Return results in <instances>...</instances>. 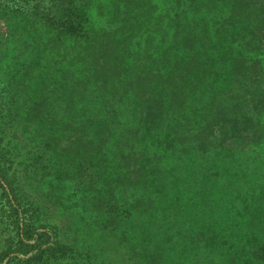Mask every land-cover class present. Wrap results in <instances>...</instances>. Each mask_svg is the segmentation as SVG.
Here are the masks:
<instances>
[{"label": "trees", "instance_id": "16d2710c", "mask_svg": "<svg viewBox=\"0 0 264 264\" xmlns=\"http://www.w3.org/2000/svg\"><path fill=\"white\" fill-rule=\"evenodd\" d=\"M252 3L0 0V264H264V156L211 138Z\"/></svg>", "mask_w": 264, "mask_h": 264}, {"label": "rangeland", "instance_id": "374dc122", "mask_svg": "<svg viewBox=\"0 0 264 264\" xmlns=\"http://www.w3.org/2000/svg\"><path fill=\"white\" fill-rule=\"evenodd\" d=\"M250 11L255 23L240 49V75L214 110L211 138L221 149L264 156V0H253Z\"/></svg>", "mask_w": 264, "mask_h": 264}]
</instances>
